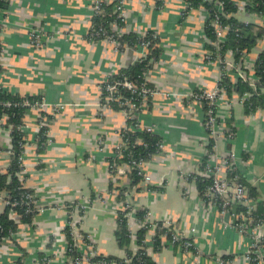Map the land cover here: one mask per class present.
<instances>
[{
  "label": "crops",
  "instance_id": "0c3cea01",
  "mask_svg": "<svg viewBox=\"0 0 264 264\" xmlns=\"http://www.w3.org/2000/svg\"><path fill=\"white\" fill-rule=\"evenodd\" d=\"M183 4L182 0L126 1L127 26L121 32L143 35L153 31L161 40V56L147 77L156 92L151 110L142 119L164 143V153L146 166L149 185L160 190L142 187L130 200L134 211L147 210L148 221H169L175 230L193 238L199 252H184L166 239L161 250L153 251L154 230L149 229L147 253L157 264H221L216 258L220 254H235L234 264H246L242 256L248 250V236L223 224L215 207L198 197L195 184H187L181 177L185 171L198 169L205 152L202 109L188 95L196 88L214 89L219 71L216 63L204 60L202 28L207 13L203 8L194 9L181 19ZM91 14L88 0H8L0 31L1 88L78 107L51 116L43 152L37 151L34 114L27 118L23 185L32 191L40 210L31 223L17 227L12 236L16 243L5 240L0 264H9L22 255L29 263L40 253L51 256L50 264H67L62 234L67 212L62 206L74 200L85 207L83 215L75 216L97 254L125 256L113 235L119 202L115 191L108 190L107 165V158L120 141L124 117L120 111L101 109L98 104L102 82L141 53L135 48L119 51L107 40H88L85 36ZM237 17L254 19L243 11ZM33 29L43 32L38 47L31 42ZM227 99L229 104L222 101L219 114L225 118L223 124L232 119L235 136L231 149L248 158L240 164L239 172L264 201V108L246 115L236 95ZM7 143L9 139L3 134L0 168H4ZM227 149L225 139L217 142V155H224ZM112 180L121 185L119 178ZM3 209L0 200V212ZM129 228L133 233L130 249L135 252L134 236L139 228L135 214Z\"/></svg>",
  "mask_w": 264,
  "mask_h": 264
},
{
  "label": "trees",
  "instance_id": "16d2710c",
  "mask_svg": "<svg viewBox=\"0 0 264 264\" xmlns=\"http://www.w3.org/2000/svg\"><path fill=\"white\" fill-rule=\"evenodd\" d=\"M91 4V0H88ZM185 7L180 12L181 19L187 18L191 11L194 9L203 8L207 13V17L203 24V48L205 50L204 60L205 62H213L218 65L219 81L218 86L223 87L227 97L236 95L239 102H241L244 113L246 115H252L257 110L264 108V0H244L245 5L243 12L254 17L253 20L243 21L237 17L239 8L233 0H182ZM120 4V0H112L107 2L102 0L99 2V8L101 12L94 10L90 18V26L86 34V38L92 41L107 40L113 44V46L119 50L124 51L126 48H135L140 51L143 50V55L133 60L129 65L117 69L113 74L109 75L100 85L99 105L107 106L113 111H124L127 114V118L124 121L125 129L119 130V138L122 139L123 144L120 148H114L113 154L107 158L108 165V190L114 192L117 202H121L124 206L123 210H118L116 215V227L113 232L117 246L122 249L125 256L116 257L113 255L97 254L92 257L91 262L95 264H157L152 257L147 253V245L145 244V238L147 231L151 228L152 224L155 225L154 237L152 240L153 251L161 250L164 246L160 235H165L167 243L172 240V236L175 233V229L172 225L165 226L162 221L148 222L146 220L147 210L140 209L134 211L138 224H141L134 238L136 239L137 250L133 252L130 249V243L132 240L131 232L129 229L128 213L132 212L133 206L127 203L128 198L132 197L133 192H139L142 187L146 190H160L155 188L149 183L144 184V177L138 173V170L132 168L127 172V183L122 185L115 184L112 180V175L116 174L117 166L122 164L131 165L132 162L137 163L140 161L149 162L153 156L163 154L164 150L160 148V144L163 142L160 135L155 132L146 130H140L134 125L137 124V118H142L145 112H148L152 108V97L154 94H147L143 96L141 90L156 91V87L153 83L147 81L149 71L154 67L155 63L161 56L160 38L153 31H147L143 35H139L135 32H121L124 31L127 22L124 17L120 15V12L115 7ZM8 0H0V12L7 9ZM215 23L221 27H227L226 33L223 38L218 36ZM0 24V31H1ZM114 42V43H113ZM35 46V45H34ZM40 46V45H39ZM38 47V46H36ZM2 56V47L0 42V59ZM230 58V59H229ZM229 64V65H228ZM3 68L0 64V73ZM245 76H241L240 73ZM250 80H252L250 82ZM124 82H128L132 85V88H128L124 85ZM115 84L116 90L113 93L114 98L119 96L117 100L106 101V96L109 94L106 90L107 85ZM194 94L200 95L202 91L200 88L194 89ZM34 95L20 96L13 94L1 88L0 86V101H9L11 107L6 108L0 105V114H8V124L12 127L10 129L11 148L13 155L11 158L10 166L6 172L0 171V193L5 191L7 193V199L10 202L20 200V198L27 192L32 193L27 188L20 187V179L18 173L22 169L18 161L19 156L23 151V145L25 141L23 137L25 133L18 127L21 123V118L25 113H30L27 108L21 107L19 104L23 98H33ZM37 95L35 97H38ZM146 97V100H144ZM191 101V99H190ZM129 103L132 106H129ZM145 103V112L140 113V106ZM200 106L202 109V125L204 129L205 122L207 120L206 113L211 110L213 115L218 111L216 105L209 104L206 98L200 99ZM122 113V112H121ZM134 115V116H133ZM52 117L48 116L50 120ZM143 120V119H142ZM232 119L225 121L226 133L235 136V130L233 127ZM144 122V121H143ZM135 127L133 130L130 128ZM48 126H43L35 137L37 145V151H45L47 145ZM204 135L210 134L208 129L204 130ZM227 135V134H226ZM215 140L213 137H206V144L204 149L212 151L214 149ZM227 150L231 149V144L227 143ZM243 154V153H242ZM207 154L204 153L198 166L199 170L205 168L207 162ZM243 159H248L244 154L241 155ZM25 177V176H24ZM228 178H236L239 183L246 187L248 197L254 201L255 209L250 214L249 218L251 222L248 225L251 227L264 223V201L258 199V191L255 186L249 184L238 169H233L228 173ZM187 183H194L195 190L198 197L207 201L205 191L207 186L211 184V179L199 176L196 173L189 174ZM33 194V193H32ZM94 197V194H91ZM221 201L214 199L216 208H219L218 204ZM62 208L67 212V222L73 220L74 215H83L84 208L81 207L79 201L65 202ZM215 208V209H216ZM245 206L240 204H232L229 208L231 212H243ZM15 210L20 218L16 222L9 217L10 210ZM26 206L9 205L4 206L2 212H0V248L4 245L5 240L9 239L13 241L12 234L16 231L20 224H29L33 218L37 215L36 209L33 212L26 214ZM76 210V211H75ZM75 216V217H76ZM237 220L232 219L233 224H237ZM78 225L80 223L78 222ZM80 233L86 242L88 236L81 229ZM62 234L65 238L67 250H65V256L68 260L78 259L80 257V250L76 245V242L72 235L71 225H64L62 228ZM179 239L172 245L179 247L182 251H189L193 254L199 253L195 247L193 238L178 235ZM52 237V236H51ZM53 240V237L50 241ZM187 243H190L187 246ZM92 244V243H91ZM93 245V244H92ZM260 246L264 249V240L260 243ZM51 247L50 245L48 246ZM95 247V246H93ZM48 248V249H49ZM214 255H209L213 258ZM250 264H259L260 261L264 263V256L257 258V254L251 252ZM51 258V256L40 253L37 259ZM217 261L221 264H234L235 254H220L216 256ZM126 259L130 260L129 263ZM24 256H20L16 259L17 264H23Z\"/></svg>",
  "mask_w": 264,
  "mask_h": 264
},
{
  "label": "built area",
  "instance_id": "2783aa9c",
  "mask_svg": "<svg viewBox=\"0 0 264 264\" xmlns=\"http://www.w3.org/2000/svg\"><path fill=\"white\" fill-rule=\"evenodd\" d=\"M101 1L102 0H91V4H93L92 6L90 5L92 12L94 10L101 12V10L99 8V2H101ZM104 1L111 2L112 0H104ZM126 1L127 0H120V4H118L115 7V9L120 12V15L122 17H124V20H125ZM233 2L235 3V5L238 6L239 12L243 11V7L245 5L244 0H233ZM183 7H185V4H183ZM5 13H6V9L2 10L0 12V24H1V26L3 25ZM215 27H216L218 36L220 38H223L225 33H226L227 27H221L219 24H216V23H215ZM42 35H43V32L41 30H36V29L30 30V38H31V42L33 43V45L39 46L41 44ZM0 42H1V39H0ZM1 47H2V43H1ZM143 50H144V47H143ZM143 50H141V55H143ZM240 75L245 76L243 73H240ZM219 79L220 78L218 75L216 78V86L214 89L207 90L204 88H202V89L200 88V90L202 91V93L200 95L194 94V92H191L188 95V98L191 99V102H194L195 104H197L199 106H200L201 97L206 98L209 101V104L216 105V102H217L218 98L220 97V95L226 94L225 89L223 87H219L217 84ZM251 81L252 80H250V82ZM124 85L127 86L128 88H132V85L128 82H124ZM106 90L109 93L106 96L107 102H110L111 100H117L120 98L119 96H117V98H114V96H113V93L116 90L115 84L107 85ZM141 92H142L143 96H147V94H151V95L155 94L156 91L154 92L151 90L150 91L149 90H141ZM32 97L33 98H28V97L23 98L19 105L21 107L27 108L30 111V113L34 114V122L36 124L38 132L43 126H48V124H49L48 116L58 115L61 112H63L64 110H66L68 107H73V108L78 107V104H75V103L74 104L63 103V102L51 103L44 96H38V97L32 96ZM144 100H146V97H144ZM128 104H129V106H132L131 103L128 102ZM0 105L3 107H6V108L11 107V103L9 101H5V102L0 101ZM99 107L101 109H103V108L110 109L107 106H100L99 105ZM140 109H141L140 113L145 112V103L140 106ZM121 112L123 114L124 121H125V119L127 118V114L124 111H121ZM212 113L213 112L211 110H208V112L206 113L207 120H206L205 125H204V130L208 129V131H210V134L208 133L207 135H205L206 137L210 136V137H213L215 140L213 152L208 151V149H205L206 151L204 153H206L208 156H207V162H206L205 168L203 170H199V168H198L194 172H188L186 174L184 172L181 174L182 175L181 177L184 180H188L189 174L196 173L199 176L211 179V184H209L207 186V189L205 191V196L207 197L208 200L205 201L201 198L200 199L203 203L212 204L214 207H215L214 199H219L221 201L218 204L219 208L215 207L217 214L220 217L224 218L225 223L227 225L233 227L238 232L243 233V234L248 236V239H249L248 250L246 253L243 254L242 257L244 258L243 260L246 264H250L249 254L251 252L256 253L257 258H262L264 256V249H263V247L260 246V243H262L264 240V232H262V230H261V228L264 227V223L258 224L257 226H254V227H251L250 225H248L249 222H251V219L249 218V216L252 213V211L255 209L254 201L248 197V193H247L246 187L244 185L239 183V181H237L236 178H231V179L228 178V173L230 171H233V169L239 170L240 164L243 163L244 159L241 156H239L233 149L227 150L224 155H217L216 144H217L218 140L216 139L217 137L215 136V134L218 132V130L220 129V132H222V135L224 137L223 139H225V141L227 143L231 142V140L233 139V136L230 133H226L227 128L225 127L223 122L219 123L220 120L218 119V111L215 115H213ZM29 114L25 113L23 115V117L21 118V123L18 127L22 132L25 133V136L23 137L24 141L27 140L26 139V132H27V129L29 128V123H28L27 118H28ZM8 119H9L8 114H6V113L0 114V139L3 136V134H6L8 139H9V143H7V148L5 150L6 159H5L4 168H0V171L4 170V172H6V170L9 168L11 158L13 155V151L11 148V137H10V129L12 126L7 123ZM137 121H138L137 124L134 125L136 128H138L140 130H146V131L154 132V128L151 127L150 125L144 123L140 116H139V118H137ZM135 127L130 128V130H133ZM121 128L125 129L126 126L123 124V126ZM38 132L35 135H37ZM47 143H48V141H47ZM122 144H123V141H122V139H120L116 148L117 149L120 148V146H122ZM205 144L206 143L203 144L204 147H205ZM24 145H23V151H22V153L18 159L20 166L22 167V169L18 173V178L20 179V187H23V188H25L23 185V179L25 176V164H24L25 150H24ZM160 148L162 150H164V143L163 142L160 144ZM1 154H2V148L0 145V155ZM156 156L157 155L153 156V158H155ZM147 163L148 162L140 161L137 163L132 162V164L130 166L125 165V164L117 166L116 174L112 175V178H119L121 180V182H120L121 185H122V183H127L128 182L127 172L130 171L132 168H135L136 170H138V173H140L144 177L143 183L147 184L151 180V177L147 173V169H146ZM116 192L117 191H115L114 193H116ZM7 197L8 196H7V193L5 191L0 193V200H2L4 206H6V205H9L11 207H15L17 205L26 206V210H25L26 214L33 212L34 209H36L37 211L40 210L36 204L37 201H36L34 194H32L30 192L25 193L20 198V200H17L14 202H10L7 199ZM127 198H128L127 203L130 204L131 206H133L130 198L129 197H127ZM232 204H240L242 206H245L246 208L243 212H237V213L231 212L229 210V208L232 206ZM81 207L85 208V207H83L82 204H81ZM123 209H124L123 204L121 202H119V209L118 210H123ZM133 216H134V208H133L132 212H129L127 215L129 223L131 222V220H133ZM146 216L148 217V213ZM9 217L17 222L20 218V215L15 210L11 209L9 212ZM73 217H74L73 220H71L70 222H67V220H66L65 224L71 225L73 238H74L76 245L78 246L81 254H80V257L78 259L76 258L74 260H68L67 264H95V263L91 262V259H92V257H94L96 255L97 252H96L95 248L93 247V245L91 244L89 237H88L89 242H86L84 240L83 236L81 235L80 230H79L80 225H78L79 217H75V215ZM147 217H146V220L148 221ZM234 218L238 221L237 224L232 223V219H234ZM148 222H150V221H148ZM162 222L165 226L172 225L171 222H169V221H162ZM138 225L140 227L141 224H138ZM154 228H155V225L152 224L150 229L154 230ZM0 230H1V227H0ZM130 232H131V230H130ZM132 235H133V233L131 232V237H132ZM178 235L185 236L184 234H181L179 231L175 230V233L172 236V240L169 241L168 243L173 244L174 242H177L179 239ZM12 236H13V234H12ZM153 237H154V235H153ZM185 237H187V236H185ZM160 238H161V240L165 239V235H160ZM7 240H9V239H7ZM9 241L12 242L11 240H9ZM189 245H190V243H187V246H189ZM67 248L68 247L66 245L65 250H67ZM66 260H67V258H66ZM15 261L16 260H13L9 264H17ZM126 262L129 263L130 260L126 259ZM260 263H261V261H260ZM23 264H50V258L36 259V260H33L32 262H29V263L25 262V260H24Z\"/></svg>",
  "mask_w": 264,
  "mask_h": 264
},
{
  "label": "rangeland",
  "instance_id": "374dc122",
  "mask_svg": "<svg viewBox=\"0 0 264 264\" xmlns=\"http://www.w3.org/2000/svg\"><path fill=\"white\" fill-rule=\"evenodd\" d=\"M140 53H141V51H140ZM217 78V77H216ZM222 101H227V103L229 104V101H228V99H227V96H226V94H222V95H220V97L218 98V100H217V102H216V105H217V107H218V119L220 120L219 121V123H222L223 122V120L225 119L224 117H223V115L222 114H219V108H220V106H221V102ZM215 136L217 137L216 139L218 140V142H219V140H224L223 138V135H222V132H220V129L218 130V132L215 134ZM204 143H206V136H205V139H204V142H203V144ZM204 151H206L205 149H204ZM186 173H188L187 171H185V174ZM187 184H189V183H187ZM185 191H188L187 189H184ZM221 220H223V224H225V220H224V218H222L221 217ZM261 230H262V232H264V227H262L261 228ZM244 258H242V260H243ZM260 264H264L262 261H261V263Z\"/></svg>",
  "mask_w": 264,
  "mask_h": 264
}]
</instances>
